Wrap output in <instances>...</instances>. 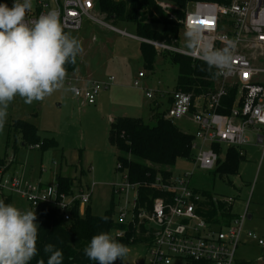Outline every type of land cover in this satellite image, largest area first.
<instances>
[{
  "label": "built area",
  "instance_id": "2783aa9c",
  "mask_svg": "<svg viewBox=\"0 0 264 264\" xmlns=\"http://www.w3.org/2000/svg\"><path fill=\"white\" fill-rule=\"evenodd\" d=\"M0 1L9 7L13 4V0ZM157 2L175 19L172 13L174 4L163 0ZM97 3L98 0H33L32 10L26 19L32 22L41 14L55 10L63 30L80 31L85 19H89L96 25L128 35L107 21L106 15L98 10ZM199 21L206 23L199 24ZM181 23L186 31L191 26H198L202 31L198 46L192 50L145 38L141 40L157 49L202 61L205 47L220 49L233 40L236 48L231 67L217 75L214 89L197 95L183 90L163 93L155 88H146L140 82L146 76L143 72L139 73L134 85L145 90L146 97L155 102L154 107L163 106L159 99L166 97L163 110L166 119L172 122L187 120L194 124L192 161L195 168L212 171L225 161L230 148H236L245 157V146L251 141L249 133L254 134L261 146L264 159V64H261L264 62V0L196 1L188 6ZM218 71L216 69V73ZM109 84L92 82L89 86L79 87L68 82L69 87L76 89L71 92L88 104H95L102 89ZM232 90H235V99L228 107L225 101ZM192 174L173 173L166 179L157 177L149 186L164 195L154 199L149 210L138 206L139 183L130 182L123 176L119 183L112 185V192L117 197L115 221L134 227L137 235L141 232L143 235L142 241L136 242V238H132L127 246L134 250L131 264H259L236 256L243 238L264 246V239L246 229L247 213L237 215L229 224L207 220L199 211L203 197L192 186ZM95 184L86 190L76 191L74 188L66 193L57 184H33L25 180L18 169L5 174L0 168L2 193L19 195L34 209L53 208L67 222L72 219L74 210H78L80 216L85 215ZM225 201L233 203L231 198ZM124 234V230L115 232L116 237Z\"/></svg>",
  "mask_w": 264,
  "mask_h": 264
},
{
  "label": "rangeland",
  "instance_id": "374dc122",
  "mask_svg": "<svg viewBox=\"0 0 264 264\" xmlns=\"http://www.w3.org/2000/svg\"><path fill=\"white\" fill-rule=\"evenodd\" d=\"M0 4L3 3L0 1ZM173 16L177 19L174 14ZM115 26L137 35L133 23L118 22ZM186 32L182 27L176 46L192 50L194 47L189 43ZM67 34L77 38L82 46L76 68L67 72L65 88L55 91L43 101H34L29 105L17 96L9 104L6 122L0 128V168L4 169L5 174L18 168L23 178L33 184L56 185L58 174L69 175L76 191L86 190L96 183L90 207L93 214L101 215L110 206L112 185L123 179V173L116 171L119 152L109 138L111 121L127 115L141 117L146 123L155 125L151 99L134 82L139 73L143 72L146 77L140 79L142 86L155 88L163 93L172 92L176 86L178 66L171 62L170 54L173 51L155 47L157 62L153 71L147 70L144 67L141 40L96 25L89 19H85L80 31L69 30ZM94 37L96 40H93ZM112 77L113 81H110ZM68 82L79 87L89 86L92 82L110 84L102 89L95 104H88L73 92L65 90L69 88ZM165 106L166 104L159 107L158 111L162 112ZM16 119L35 124L42 138L53 137L58 146L42 150L22 145L19 134L9 133V125ZM174 123L184 132L195 131V126L190 121L176 120ZM249 135L251 141L245 146L246 155L235 175H214L210 170L195 168V163L187 158L179 159L172 170L175 175L193 173L192 186L209 191L215 199H233V213L238 216L245 212L250 214L251 218L246 219V229L264 239V159L262 148L257 144L254 134ZM12 198V204L17 208L35 211L37 224L39 209L32 208L27 200L17 194ZM128 249L124 260L118 259L114 264H131L134 250L132 247ZM236 256L243 259L264 257V246L258 247L253 243L250 245L243 238Z\"/></svg>",
  "mask_w": 264,
  "mask_h": 264
},
{
  "label": "trees",
  "instance_id": "16d2710c",
  "mask_svg": "<svg viewBox=\"0 0 264 264\" xmlns=\"http://www.w3.org/2000/svg\"><path fill=\"white\" fill-rule=\"evenodd\" d=\"M157 1L159 0H98L97 8L113 24L118 22L135 24L137 36L141 38L176 46L183 27L181 20L185 17L189 5L196 1L229 3L231 0H163L174 4L172 13L177 19L166 13ZM64 32L67 34L66 30ZM141 52L144 67L153 71L157 62L155 47L144 41L141 43ZM170 57L171 62L178 66L174 90H183L197 95L214 89L217 77L215 68H209L205 61L177 52L170 54ZM76 64L77 61L75 64H67V72L73 71ZM234 99L235 90H232L230 97L225 101L228 107L233 104ZM159 107H154L155 125L146 123L141 117L123 115L111 121L109 134L111 144L119 152L116 171L123 173L130 182L140 184L138 206L146 207L148 210L154 199L164 195L149 185L155 182L157 177L169 178L179 159L192 160L194 154L193 134L182 131L174 122L166 119L165 112L158 111ZM221 112L225 111L221 110ZM39 131L35 124L23 119L13 120L9 125V133L19 134L24 146L38 145V148L42 150L58 146L55 138H42ZM16 147L15 145V150H17ZM81 157L82 152L79 153V158ZM243 159L244 157L236 148H230L225 161L220 162L212 172L220 177L235 175ZM56 182L59 189L66 193H70L75 188L73 179L68 175L58 174ZM195 190L199 191L203 197L199 203V211L210 222L229 224L237 217L232 211V203L223 199L214 201L215 198L209 191L196 188ZM0 200L12 204L13 198L11 195L2 193L0 189ZM116 205L117 197L112 193L110 206L103 214H93L89 204L85 215L80 216L78 210H74L73 217L68 222L64 221L55 209L41 208L37 223L39 227L38 255L29 264H38L41 259L44 260V264H47L48 254L43 249L48 243L56 245L63 251V264H97L95 261H90L83 250L90 243L91 238L101 232L110 233L118 242L126 246L131 244L132 238H136V242L142 241V232L137 235L134 227L115 221ZM101 216H107V221L102 220ZM140 228L142 231L143 226L141 225ZM118 230H124L125 234L122 237H116L115 232Z\"/></svg>",
  "mask_w": 264,
  "mask_h": 264
},
{
  "label": "clouds",
  "instance_id": "9594fccd",
  "mask_svg": "<svg viewBox=\"0 0 264 264\" xmlns=\"http://www.w3.org/2000/svg\"><path fill=\"white\" fill-rule=\"evenodd\" d=\"M33 0H13L9 7L0 4V128L6 122L9 104L19 96L26 104L43 101L55 91L65 88L67 64H75L82 52L80 41L66 34L59 14L49 11L35 21L26 19ZM189 43L196 47L202 36L198 26L188 28ZM236 42L229 40L223 48L208 46L202 57L209 68L219 71L231 67ZM75 92L74 87L65 89ZM33 210H22L0 200V264H29L38 255L39 227ZM107 221V216H101ZM47 264H63L64 253L56 245H44ZM84 255L97 264H114L124 260L129 249L110 233L94 235L84 248ZM44 264V260L38 261Z\"/></svg>",
  "mask_w": 264,
  "mask_h": 264
},
{
  "label": "crops",
  "instance_id": "0c3cea01",
  "mask_svg": "<svg viewBox=\"0 0 264 264\" xmlns=\"http://www.w3.org/2000/svg\"><path fill=\"white\" fill-rule=\"evenodd\" d=\"M129 36H132V37H134V38H136V39H139V40H141V37H139V36H137V35H132V34H128ZM142 41V40H141ZM142 42H144V41H142ZM146 77V76H145ZM148 77H150L149 75H148ZM152 81H153V79H152ZM152 102V106L154 107V105H155V102L154 101H151ZM166 102V97H163V98H161V99H159V103L160 104H162L163 106L166 104L165 103ZM164 103V104H163ZM19 167V166H18ZM18 169V168H17ZM19 171H20V169H18ZM69 176V175H68ZM247 217L250 219L251 218V215L250 214H248L247 215ZM246 224V223H245ZM247 240V239H246ZM247 241H249V243H250V245L253 243V244H256L258 247H259V245L256 243V242H254V241H251V240H247ZM246 244V243H245ZM262 247V246H261ZM260 257H263V256H254V257H248V258H245V259H243V258H241V259H243V260H249V261H258V263L260 264V263H263L264 262V257H263V259H259Z\"/></svg>",
  "mask_w": 264,
  "mask_h": 264
},
{
  "label": "snow or ice",
  "instance_id": "6c2138e0",
  "mask_svg": "<svg viewBox=\"0 0 264 264\" xmlns=\"http://www.w3.org/2000/svg\"><path fill=\"white\" fill-rule=\"evenodd\" d=\"M199 24H204V23H206L205 21H199L198 22Z\"/></svg>",
  "mask_w": 264,
  "mask_h": 264
},
{
  "label": "water",
  "instance_id": "95a60500",
  "mask_svg": "<svg viewBox=\"0 0 264 264\" xmlns=\"http://www.w3.org/2000/svg\"><path fill=\"white\" fill-rule=\"evenodd\" d=\"M21 211H22V209H21Z\"/></svg>",
  "mask_w": 264,
  "mask_h": 264
}]
</instances>
